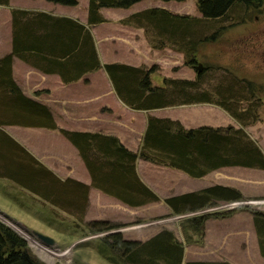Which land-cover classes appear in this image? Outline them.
<instances>
[{"label":"trees","instance_id":"1","mask_svg":"<svg viewBox=\"0 0 264 264\" xmlns=\"http://www.w3.org/2000/svg\"><path fill=\"white\" fill-rule=\"evenodd\" d=\"M9 1L0 0V5H8ZM45 1L67 6L77 4V0ZM139 1L142 0H87L88 23L105 21L100 14L102 8L125 9ZM195 5L200 17L151 7L123 20L126 25L142 29L151 48L168 47L180 53L184 66L193 68L202 61V69L196 72L194 80L162 77L161 84L153 85L151 75L158 72L156 64L135 67L107 63L103 65L104 71L118 98L130 109L150 110L207 103L225 110L239 124L238 127L199 126L186 129L176 120L148 117L140 148L132 152L112 135L57 128L47 107L22 95L11 78L12 55H6L0 59V127L9 124L58 130L78 151L90 175V184L70 178L58 179L1 128L0 177L69 215H76V219L83 222L90 233H98L109 231L115 225L103 220L83 221L91 187L129 208L160 200L137 177L134 167L137 158L178 170L191 178H200L228 166L264 170V154L245 131V127L263 119L260 109L264 106V84L238 76L232 64L220 66L203 62V47L214 43L223 30L222 27L214 28L215 21L227 17L237 7L245 10L261 8L264 0H195ZM15 12L21 11H12V15ZM62 30L58 40L49 35L33 33L28 43L38 52H50L52 50L48 44L53 49L54 45L62 44L66 38L68 47L61 55H81L84 59L85 47L78 42V34L71 33V37H68L69 32ZM51 61L57 63L56 59ZM219 70L224 76L213 89H199L198 83L205 73ZM240 200H244V197L235 188L213 185L166 197L163 203L171 215H188L181 222L184 242L188 244L202 241L207 219H222L233 213V210L201 213L203 210L218 202ZM241 209L252 217L258 251L264 259V213L249 206ZM193 236L197 240H193ZM100 241L106 245L101 248L100 254L105 255V251L110 249L116 256H108V259L116 264H230L227 261L183 262L184 243L165 228L145 241L127 240L121 233L105 235ZM0 264L45 263L30 251L20 235L0 221Z\"/></svg>","mask_w":264,"mask_h":264},{"label":"crops","instance_id":"2","mask_svg":"<svg viewBox=\"0 0 264 264\" xmlns=\"http://www.w3.org/2000/svg\"><path fill=\"white\" fill-rule=\"evenodd\" d=\"M87 4V0H77V4L73 6L45 0H10L8 5H0V59L12 55L13 82L24 97L47 107L57 128L112 135L117 137L125 148L137 152L148 117L176 120L186 129L199 126H239L225 110L213 104H187L150 110H133L125 106L116 95L103 65L122 63L135 67L150 66L148 61L155 52L148 50L143 30L123 23L128 16L144 8L114 18L107 16L104 13L106 8H102L100 14L105 21L90 24L87 20ZM12 11L21 12L12 15ZM62 29L69 32L66 35L68 37H71V33L78 34V42L85 47L84 59L81 55L78 57L69 56L67 53L61 55L68 47L66 38L62 44L54 45L53 49L50 44L47 45L53 53L38 52L28 43L33 33L57 39L61 31L63 32ZM51 59H56L57 63ZM99 64L100 68L97 67ZM0 128L58 179L70 178L90 184V175L78 151L58 130L9 124ZM28 130L44 136L45 142L42 147L35 140L30 142L25 137ZM245 131L264 154V122L247 126ZM134 167L139 180L160 200L161 195L184 193L175 192L173 188L164 190L171 183L166 178L181 175L178 170L154 165L139 158L136 159ZM192 179L195 187L190 189V192L222 185L237 189L245 198H264V170L261 169L228 166ZM156 205L157 202L129 208L91 187L87 208H94L97 212L119 207L152 210ZM249 217L251 218L248 213L239 212L223 219H208L205 222L204 243L210 244V251L221 246L219 242L210 243L208 236L210 225H230L240 218L246 219L250 225ZM239 232V229H232L234 235H238ZM254 235L252 241L255 239L257 243L255 230ZM255 254L256 259L264 260L259 251L255 250ZM228 260L226 258L222 261L231 264L232 261Z\"/></svg>","mask_w":264,"mask_h":264},{"label":"rangeland","instance_id":"3","mask_svg":"<svg viewBox=\"0 0 264 264\" xmlns=\"http://www.w3.org/2000/svg\"><path fill=\"white\" fill-rule=\"evenodd\" d=\"M151 7L164 8L179 15L187 14L200 17L195 0L183 2L142 0L126 9L106 8L104 13L114 18L136 9ZM217 27H222L223 30L214 43H209L203 47V62L207 65L220 66L232 64L235 66L238 76H244L264 84V6L246 10L237 7L236 11L229 13L227 17L215 21L214 28ZM146 44L148 50L155 52L152 57L150 56L149 65L156 64L158 67V72L151 75L153 84H161L163 76L176 79H195V67L184 66L180 53L168 47L153 49L148 42ZM198 63L202 65V61L196 64ZM222 76L224 75L221 70L205 73L198 83L199 89H213L223 78ZM260 115L263 117L261 121L263 123L264 106L260 109ZM25 137L30 142L35 140L40 147L45 142L44 136L33 133V131L28 130ZM177 172L181 175L166 178L171 183L164 190L173 188L175 192H190L189 190L195 187V184L192 183L193 179L182 172L180 173V171ZM157 177L159 176L157 175ZM169 196L173 195H161V200L152 210H131L119 207L106 208L97 212L94 208H87L83 216L84 222L103 220L115 225V228L106 232L90 233L83 222L76 219V215H69L40 197L22 189L14 182L0 177V221L20 235L26 241L30 251L45 264H116L108 259V256H116L110 249L105 251L106 256L100 254L102 247H106L105 243L100 241L102 237L112 233H121L124 239L145 241L163 228L171 230L184 243L183 262L206 261L208 259L222 261L227 258L232 261L231 264H264V260L255 258V250L258 252V248L255 239L252 241L253 236H255L252 217H249L250 225L244 218H240L230 225H210L208 233L210 243H221L220 248L217 247V249L210 251V244L204 243V237L202 241H194L195 243L187 244L184 242L181 222L188 215H171L170 210L163 203V199ZM245 206L264 213V198L244 197V200L223 205L217 203L201 213L232 210V215L239 212L248 213L241 209ZM232 229H239V234H232ZM32 232L47 236L54 243L46 245ZM224 233H226L225 237L222 238ZM192 239L197 240L194 236ZM42 249L51 253L66 251L67 255L66 258H61L56 253L45 256Z\"/></svg>","mask_w":264,"mask_h":264},{"label":"water","instance_id":"4","mask_svg":"<svg viewBox=\"0 0 264 264\" xmlns=\"http://www.w3.org/2000/svg\"><path fill=\"white\" fill-rule=\"evenodd\" d=\"M195 69H196V72L199 73V72L201 71V69H202V65L199 64V63L196 64ZM218 203L221 204V205L226 204V203H224V202H218ZM32 233L35 234V236H36L40 241L44 242L46 245H52V244L54 243V241H53L51 238L47 237V236H44V235L39 234V233H37V232H32Z\"/></svg>","mask_w":264,"mask_h":264},{"label":"bare ground","instance_id":"5","mask_svg":"<svg viewBox=\"0 0 264 264\" xmlns=\"http://www.w3.org/2000/svg\"><path fill=\"white\" fill-rule=\"evenodd\" d=\"M31 245H32V243H31ZM40 250V249H39ZM42 252H44V254H45V256L46 255H54V253H56V255H59V257H61V258H66V255H67V252L66 251H64V252H60V253H57V252H54V253H51V252H48V251H45V250H43L42 249Z\"/></svg>","mask_w":264,"mask_h":264}]
</instances>
